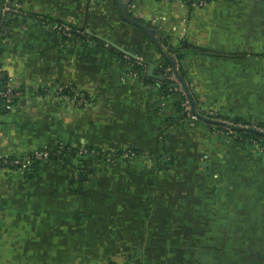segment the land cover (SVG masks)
<instances>
[{"label":"crops","instance_id":"1","mask_svg":"<svg viewBox=\"0 0 264 264\" xmlns=\"http://www.w3.org/2000/svg\"><path fill=\"white\" fill-rule=\"evenodd\" d=\"M177 49L198 110L264 125V0H0V86L24 93L0 101V159L132 154L1 174L0 264H264V152L186 118Z\"/></svg>","mask_w":264,"mask_h":264},{"label":"built area","instance_id":"2","mask_svg":"<svg viewBox=\"0 0 264 264\" xmlns=\"http://www.w3.org/2000/svg\"><path fill=\"white\" fill-rule=\"evenodd\" d=\"M184 4H187L191 7L204 8L209 5L211 1L214 0H179ZM24 10L19 4L7 3L3 9V13L6 15H16V14H24ZM45 26H47L52 31H55L60 35H68L70 31V27L66 24H58V23H50L47 19H40ZM134 67L145 65L141 60L130 59ZM173 66V65H172ZM145 67V66H144ZM145 72V71H144ZM180 73V62L179 60L174 62V66L171 69L165 70V78L169 82L168 89L169 91L178 94L180 97V108L182 112L185 114L186 118L190 120H199V119H209L212 122L215 130L232 140L239 142H246L249 144L256 145L262 152H264V125H258L254 123H239L235 121H227L219 118L217 115L214 117L211 114H204L200 110L196 108L192 99L188 95L185 87L180 82V78L178 75ZM24 93L22 90L14 88L11 85L6 87L0 86V101L5 100L8 102L15 101L16 99L22 98ZM79 102H84V97H80ZM254 131L256 133L261 134L258 138H248L246 137V132ZM66 146L60 145L53 150L49 149H36L22 156H13L2 159L0 163V175L9 173V172H25L32 167L38 165V163L43 161L50 160H61L60 156L62 151ZM73 148V147H72ZM71 148V149H72ZM69 151L70 148H67ZM75 157H85V156H95L99 158H103L106 161L112 162L113 160L119 159H128L132 156L131 153L125 152L122 154H106L103 152H98L95 149L82 147V148H74Z\"/></svg>","mask_w":264,"mask_h":264},{"label":"trees","instance_id":"3","mask_svg":"<svg viewBox=\"0 0 264 264\" xmlns=\"http://www.w3.org/2000/svg\"><path fill=\"white\" fill-rule=\"evenodd\" d=\"M184 46V43L182 44V46H181V48ZM173 52H176V54H177V57L179 58V62L181 63V61H182V58H183V55H182V53H181V49H177V50H174ZM164 54H165V52H164ZM168 55V54H167ZM167 57V56H166ZM171 61H167V64L169 65V63H170ZM135 70H137V72L139 73V74H143L144 73V65H140V66H135ZM182 70H180V72H181ZM181 74V73H180ZM165 84V87H167L168 88V81L167 80H165V82H164ZM169 90V89H168ZM258 125H263V124H258ZM246 137H248V138H258V137H260L261 136V134H259V133H256V132H254V131H247L246 132V135H245ZM56 147H59V146H56ZM56 147H52V148H46V149H51V150H53V149H55ZM67 148H72V147H65V149L62 151V154H61V156H60V159H63V158H65V157H75V150H74V148H72L70 151L67 149ZM45 149V148H44ZM1 159H0V163H1ZM41 163V162H40ZM39 164V163H38ZM36 167V166H35ZM32 168H34V167H32ZM32 168L31 169H28V170H26L27 172L28 171H31L32 170Z\"/></svg>","mask_w":264,"mask_h":264},{"label":"water","instance_id":"4","mask_svg":"<svg viewBox=\"0 0 264 264\" xmlns=\"http://www.w3.org/2000/svg\"><path fill=\"white\" fill-rule=\"evenodd\" d=\"M172 58H170V61H172V64H173V66H174V62H173V60H171ZM149 66H150V69H149V75H153V71H154V65L153 64H151V63H149Z\"/></svg>","mask_w":264,"mask_h":264},{"label":"rangeland","instance_id":"5","mask_svg":"<svg viewBox=\"0 0 264 264\" xmlns=\"http://www.w3.org/2000/svg\"><path fill=\"white\" fill-rule=\"evenodd\" d=\"M181 47V43L179 44V48ZM178 61L179 60V58L177 57V54H176V52H173V62H175V61ZM96 151H98V150H96ZM98 152H100V151H98ZM162 254V253H161ZM154 259H155V257H154ZM159 261V260H158ZM153 262V261H152ZM155 262H157V261H155ZM159 262H161V261H159Z\"/></svg>","mask_w":264,"mask_h":264}]
</instances>
